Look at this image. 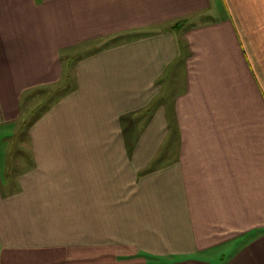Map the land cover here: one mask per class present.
Listing matches in <instances>:
<instances>
[{
    "label": "crops",
    "instance_id": "1",
    "mask_svg": "<svg viewBox=\"0 0 264 264\" xmlns=\"http://www.w3.org/2000/svg\"><path fill=\"white\" fill-rule=\"evenodd\" d=\"M0 264H264V0H0Z\"/></svg>",
    "mask_w": 264,
    "mask_h": 264
},
{
    "label": "rangeland",
    "instance_id": "2",
    "mask_svg": "<svg viewBox=\"0 0 264 264\" xmlns=\"http://www.w3.org/2000/svg\"><path fill=\"white\" fill-rule=\"evenodd\" d=\"M22 119H23V117H22ZM29 120H30V118L28 119V122H29ZM21 124H22V126L25 125V128H26V124H25V123H22V122H21Z\"/></svg>",
    "mask_w": 264,
    "mask_h": 264
}]
</instances>
